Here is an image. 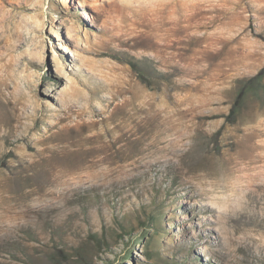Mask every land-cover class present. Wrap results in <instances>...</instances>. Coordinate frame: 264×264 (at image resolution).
<instances>
[{
  "label": "rangeland",
  "instance_id": "obj_1",
  "mask_svg": "<svg viewBox=\"0 0 264 264\" xmlns=\"http://www.w3.org/2000/svg\"><path fill=\"white\" fill-rule=\"evenodd\" d=\"M0 264H264V0H0Z\"/></svg>",
  "mask_w": 264,
  "mask_h": 264
},
{
  "label": "bare ground",
  "instance_id": "obj_2",
  "mask_svg": "<svg viewBox=\"0 0 264 264\" xmlns=\"http://www.w3.org/2000/svg\"><path fill=\"white\" fill-rule=\"evenodd\" d=\"M60 48H62L63 50H65V46H63V47H60Z\"/></svg>",
  "mask_w": 264,
  "mask_h": 264
}]
</instances>
